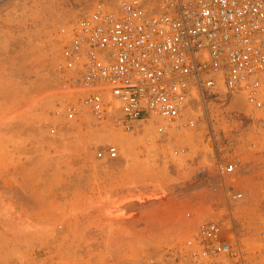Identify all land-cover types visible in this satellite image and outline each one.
<instances>
[{
  "label": "rangeland",
  "instance_id": "obj_1",
  "mask_svg": "<svg viewBox=\"0 0 264 264\" xmlns=\"http://www.w3.org/2000/svg\"><path fill=\"white\" fill-rule=\"evenodd\" d=\"M83 1L0 0V264H228L195 259L185 241L229 209L245 262L264 264V157L250 113L216 102L179 137L73 114L51 40ZM109 147L116 158H99ZM212 150L245 151V172L225 179L242 201H221L202 171Z\"/></svg>",
  "mask_w": 264,
  "mask_h": 264
},
{
  "label": "built area",
  "instance_id": "obj_2",
  "mask_svg": "<svg viewBox=\"0 0 264 264\" xmlns=\"http://www.w3.org/2000/svg\"><path fill=\"white\" fill-rule=\"evenodd\" d=\"M71 9L51 42L61 46L63 86L77 98L73 114L86 109L98 123L127 130L155 118L193 128L196 112L241 96L262 142L254 155L264 157V0H84ZM236 144L245 148V139ZM209 155L212 164L202 171L218 180L221 201H242V193L225 190V179L245 172V151ZM98 156L115 159L117 150ZM231 212L198 222L185 241L195 259L253 264L245 262Z\"/></svg>",
  "mask_w": 264,
  "mask_h": 264
},
{
  "label": "bare ground",
  "instance_id": "obj_3",
  "mask_svg": "<svg viewBox=\"0 0 264 264\" xmlns=\"http://www.w3.org/2000/svg\"><path fill=\"white\" fill-rule=\"evenodd\" d=\"M231 107L232 108H237V109H243V110H249V108L247 107V105H246V103L243 101V99H242V97L241 96H237V97H235L232 101H231ZM186 115H190V113H189V111H187V113H186ZM154 121H152V125H146V126H144V130L146 131V133H148V134H151V132H152V127L154 128V129H156V126H155V123H158L159 125H161V126H164L165 128H166V131H167V134H169V136H176V137H179V136H184L186 133H184V132H187V131H189V129H191V128H188V127H186V126H184V121H180L179 122V125H177V124H175V123H173V124H170V123H168V122H165V121H163L162 119H160V118H155V123H153ZM106 123V122H105ZM154 124V125H153ZM252 124H254L255 125V123L253 122ZM121 130V129H120ZM122 131V130H121ZM156 133V132H155ZM256 133H257V129H255V132H254V136L256 137V139H257V136L258 135H256ZM123 134V133H122ZM118 135L117 136V138H116V140L120 143V144H122L123 146H125V148H127L130 144H132L133 143V141H132V143L130 142L131 141V139H129L127 136H125V135ZM126 134V133H125ZM133 138H135L134 136H133ZM135 139H137V138H135ZM138 140H140V139H138ZM141 141V140H140ZM130 147V146H129ZM128 152V151H127Z\"/></svg>",
  "mask_w": 264,
  "mask_h": 264
},
{
  "label": "crops",
  "instance_id": "obj_4",
  "mask_svg": "<svg viewBox=\"0 0 264 264\" xmlns=\"http://www.w3.org/2000/svg\"><path fill=\"white\" fill-rule=\"evenodd\" d=\"M200 159H202V156H201V155H200ZM200 159H199V161H197V163L201 161ZM197 163H196V164H197ZM196 167H197V165H195V168H196ZM189 173H190V172H189Z\"/></svg>",
  "mask_w": 264,
  "mask_h": 264
}]
</instances>
